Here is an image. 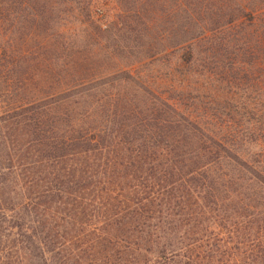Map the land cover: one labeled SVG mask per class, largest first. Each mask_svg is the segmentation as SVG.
Returning a JSON list of instances; mask_svg holds the SVG:
<instances>
[{"label":"trees","instance_id":"trees-1","mask_svg":"<svg viewBox=\"0 0 264 264\" xmlns=\"http://www.w3.org/2000/svg\"><path fill=\"white\" fill-rule=\"evenodd\" d=\"M164 6L65 0L87 53L70 85L0 48V264H264V91L229 92L264 64V0Z\"/></svg>","mask_w":264,"mask_h":264},{"label":"rangeland","instance_id":"rangeland-1","mask_svg":"<svg viewBox=\"0 0 264 264\" xmlns=\"http://www.w3.org/2000/svg\"><path fill=\"white\" fill-rule=\"evenodd\" d=\"M19 4L21 3L20 11L16 13L17 15L5 16L0 14V48L9 49V47L15 50V55L12 53L11 57L7 60L14 59L20 63V65L27 66L38 63L39 71L31 73L37 79H44L47 76H59L60 78L66 77V80L75 77V72L71 71V66L65 69L64 66L85 60L86 54L83 49L85 46L74 36L70 37L74 30H80L75 24L73 18L70 14H67L64 9L65 0H17ZM113 1V0H111ZM165 6L163 11L167 13L168 17L175 15L177 13L176 0H163ZM51 6H55L56 10L51 11ZM95 12V20L97 23L104 26H108L113 20L117 12H114L113 4L104 3L103 5L97 7ZM70 15V17H69ZM13 16V17H12ZM248 17L243 18V22L246 27L250 29L254 37L247 38L248 45L243 47L246 50V54L242 57V62L245 66L250 68V64L253 63L255 57L250 55L252 51L253 43L257 36L262 32L263 24L252 26L248 22ZM71 34V35H70ZM75 45V46H73ZM55 47H58V51L54 54L52 53ZM254 49V48H253ZM69 54H72L70 56ZM230 59V58H229ZM85 62V61H84ZM229 64L228 60L222 61L219 64ZM56 66L54 70L59 73H48V67L51 69L52 66ZM113 63L109 62L104 64V68L93 69L90 74H97L101 72H109L113 70ZM264 64H261L260 69L255 66H251V71L249 69V74H238L237 79L240 80L242 86L238 91L234 89L229 90L231 93H242L246 91L251 92L253 95L264 91V74L262 71ZM228 65H226L225 71L222 78H230L228 75ZM30 75V73L28 74ZM81 73L78 76L80 81L89 80L88 75L86 77L82 76ZM97 76V75H94ZM78 81V80H77ZM56 91V90H55ZM225 93L228 89L224 87ZM241 91V92H240ZM91 255H84L83 260L80 264H92L89 260ZM68 264H74L72 261Z\"/></svg>","mask_w":264,"mask_h":264}]
</instances>
